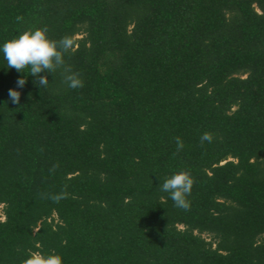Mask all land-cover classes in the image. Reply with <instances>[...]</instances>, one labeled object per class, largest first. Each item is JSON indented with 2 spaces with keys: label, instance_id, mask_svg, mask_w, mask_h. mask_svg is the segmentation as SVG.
Wrapping results in <instances>:
<instances>
[{
  "label": "trees",
  "instance_id": "1",
  "mask_svg": "<svg viewBox=\"0 0 264 264\" xmlns=\"http://www.w3.org/2000/svg\"><path fill=\"white\" fill-rule=\"evenodd\" d=\"M30 28L70 47L18 105L0 54V264H264V0H0Z\"/></svg>",
  "mask_w": 264,
  "mask_h": 264
},
{
  "label": "clouds",
  "instance_id": "2",
  "mask_svg": "<svg viewBox=\"0 0 264 264\" xmlns=\"http://www.w3.org/2000/svg\"><path fill=\"white\" fill-rule=\"evenodd\" d=\"M18 20L22 19L17 17ZM70 47V41L67 38L56 41L50 39L43 28H30L20 32L12 39L0 43V54L6 61L7 69L15 68L23 75L16 80V87L8 89V100L12 104H20L22 89L27 83V77L32 76L33 83L37 87L48 85V75L64 64L63 52ZM28 71L25 72L24 70ZM65 80L69 88H78L83 86L82 80L77 73L65 67ZM41 73H46L42 75ZM201 142H211V134L205 132L201 135ZM177 149L184 147L183 141L176 138ZM193 185V179L186 172L173 173L165 178L159 185L161 192L168 194L174 202V206L181 209H188L190 201L187 199ZM25 264H61L59 256H49L44 258L39 254L30 257Z\"/></svg>",
  "mask_w": 264,
  "mask_h": 264
},
{
  "label": "rangeland",
  "instance_id": "3",
  "mask_svg": "<svg viewBox=\"0 0 264 264\" xmlns=\"http://www.w3.org/2000/svg\"><path fill=\"white\" fill-rule=\"evenodd\" d=\"M80 35H77L76 37H79ZM3 211H2V205L0 204V220H3Z\"/></svg>",
  "mask_w": 264,
  "mask_h": 264
}]
</instances>
